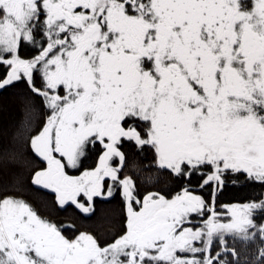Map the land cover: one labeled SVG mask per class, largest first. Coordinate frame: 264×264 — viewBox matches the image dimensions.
I'll return each mask as SVG.
<instances>
[{
  "label": "snow or ice",
  "instance_id": "snow-or-ice-1",
  "mask_svg": "<svg viewBox=\"0 0 264 264\" xmlns=\"http://www.w3.org/2000/svg\"><path fill=\"white\" fill-rule=\"evenodd\" d=\"M15 90L0 264H264V0H0Z\"/></svg>",
  "mask_w": 264,
  "mask_h": 264
},
{
  "label": "trees",
  "instance_id": "trees-1",
  "mask_svg": "<svg viewBox=\"0 0 264 264\" xmlns=\"http://www.w3.org/2000/svg\"><path fill=\"white\" fill-rule=\"evenodd\" d=\"M28 118L29 114L26 112L19 90L0 92V172L5 168L23 167L22 159L12 161L9 156L13 152L22 151V143L17 133ZM40 195H44V193H40ZM232 195L236 198H242L246 192H235ZM33 202L40 207L39 201L33 200ZM79 216L78 210L74 207L56 211V217L66 223L76 220L83 227L97 232L118 229L122 213L119 202L111 201L98 202L96 213L90 220L79 219Z\"/></svg>",
  "mask_w": 264,
  "mask_h": 264
}]
</instances>
